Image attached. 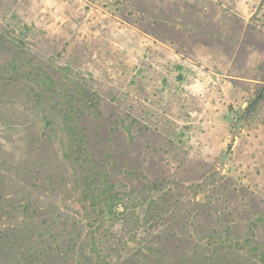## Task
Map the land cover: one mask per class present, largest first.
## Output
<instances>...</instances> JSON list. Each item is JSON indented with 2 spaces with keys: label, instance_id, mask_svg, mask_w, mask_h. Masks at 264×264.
<instances>
[{
  "label": "rangeland",
  "instance_id": "374dc122",
  "mask_svg": "<svg viewBox=\"0 0 264 264\" xmlns=\"http://www.w3.org/2000/svg\"><path fill=\"white\" fill-rule=\"evenodd\" d=\"M14 62L0 73V264L134 260L148 223L168 260L257 264L264 0H0V64ZM106 178L125 224L92 213ZM143 192L163 215L137 206ZM37 233L75 245L47 258Z\"/></svg>",
  "mask_w": 264,
  "mask_h": 264
},
{
  "label": "trees",
  "instance_id": "16d2710c",
  "mask_svg": "<svg viewBox=\"0 0 264 264\" xmlns=\"http://www.w3.org/2000/svg\"><path fill=\"white\" fill-rule=\"evenodd\" d=\"M22 69V66H20L18 63L14 62L11 63L9 66H4L0 64V73H7L9 75H14L18 73ZM46 85L44 81H35L34 83V93H41V90L43 89V86ZM40 95V94H39ZM262 97V92H258L255 98L253 99V103H256L260 98ZM66 112V111H65ZM65 117L67 116V112L64 114ZM65 120V119H64ZM73 120V119H72ZM72 120H65V124L67 125V129L69 130L70 133H73L74 131V126H73V121ZM75 124V122H74ZM74 138H72L73 140ZM75 141V139L73 140ZM113 184H111L106 178L103 182H101L95 189H88L89 198H90V207H92V213L95 214L97 219H100L103 221V218L105 217L104 214L105 212L111 213L112 216L120 217L121 220L124 221V224L128 222L129 215H127V206H124L122 204L121 210L118 212H114L112 209L115 206L116 207V201L120 199V191L114 189ZM136 201L135 203L137 206L141 205H146L145 212H151V214L156 213L155 215L157 217L163 215V211H161L159 208H148L149 205L153 204V202H156L152 196L147 194V192H143L142 194L140 193L138 196L135 197ZM154 228L158 233L154 235L151 234L150 229L152 230ZM159 227L155 226L154 224L148 223L143 230L144 234H147L146 236L142 235L139 240L143 244L139 248V252L135 256V262L133 263V259H124L123 261L118 260V262L114 264H187L185 262V259H179V260H168L165 258V255L162 254L163 251H159L158 247L159 245L165 243L167 240L161 238V233H159ZM11 233H5V234H10L12 235V239H21L22 243L25 239H28L27 236H19L20 230L14 229L10 230ZM160 234V235H159ZM107 235V234H106ZM111 235V234H110ZM110 235H108L106 238H108ZM150 235V236H148ZM4 237L6 235L3 234ZM19 236V237H18ZM36 238H34V241L32 242V247L38 246V248L41 250L46 249V251H43L41 254L44 257H50L53 253H57L59 251L60 253H63L64 255H67L69 248L75 245L74 243L71 244V240H67L66 243H64L65 248L61 246H54V247H44V238L43 234L37 233L35 235ZM71 241V242H70ZM252 240H247L246 243H251ZM43 246V247H42ZM40 250H38V253L40 255ZM42 252V251H41ZM251 252L253 253V257L258 264H264V250L263 249H258L257 247H253L251 249ZM105 259V258H104Z\"/></svg>",
  "mask_w": 264,
  "mask_h": 264
},
{
  "label": "water",
  "instance_id": "95a60500",
  "mask_svg": "<svg viewBox=\"0 0 264 264\" xmlns=\"http://www.w3.org/2000/svg\"><path fill=\"white\" fill-rule=\"evenodd\" d=\"M229 148H230V145H227V146H226V149L228 150Z\"/></svg>",
  "mask_w": 264,
  "mask_h": 264
}]
</instances>
